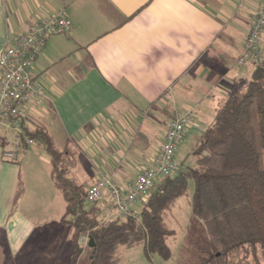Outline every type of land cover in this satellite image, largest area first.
Instances as JSON below:
<instances>
[{"label": "crops", "instance_id": "0c3cea01", "mask_svg": "<svg viewBox=\"0 0 264 264\" xmlns=\"http://www.w3.org/2000/svg\"><path fill=\"white\" fill-rule=\"evenodd\" d=\"M263 2L0 0V52L41 18L72 20V30L49 37L34 62L44 93L26 104L27 120L74 153V179L88 186L112 175L125 188L154 165L178 110H196L177 151V157L186 152L180 163L194 162L190 153L216 108L252 77L255 66H239L237 59ZM0 125L6 129L0 132V243L15 257L37 232V220L55 214L63 222L66 201L44 146L23 147L24 132ZM6 150L17 152V159H5ZM108 206L105 196L93 210L112 218ZM140 209L141 202L133 205Z\"/></svg>", "mask_w": 264, "mask_h": 264}, {"label": "trees", "instance_id": "16d2710c", "mask_svg": "<svg viewBox=\"0 0 264 264\" xmlns=\"http://www.w3.org/2000/svg\"><path fill=\"white\" fill-rule=\"evenodd\" d=\"M31 122L25 135L42 143L51 156L52 179L66 201L62 221L72 230L68 264H78L89 242L85 235L96 242L88 264H118L120 246L142 245L148 258L157 253L169 259L167 239L175 230L166 221V211L187 194L190 180L192 212L209 237L207 245L197 246V264H264V62L255 66L244 88L233 90L216 108L190 153L194 162H179L176 173L152 187L140 211L125 216L99 217L89 206L99 201L86 202L88 186L72 176L74 153L60 149L46 128Z\"/></svg>", "mask_w": 264, "mask_h": 264}, {"label": "built area", "instance_id": "2783aa9c", "mask_svg": "<svg viewBox=\"0 0 264 264\" xmlns=\"http://www.w3.org/2000/svg\"><path fill=\"white\" fill-rule=\"evenodd\" d=\"M73 28L70 18L58 14L37 20L27 31L17 34L6 43L0 52V123L9 129L24 132L30 125L27 120L26 104L43 96L44 90L38 81L34 62L43 50L49 37L67 34ZM264 2L250 19L249 32L237 59L239 66L264 62ZM196 115L194 108L174 113L154 165L144 169L134 182L121 188L112 175L101 176L86 189V202H97L107 197V203L119 215L132 212L133 205L144 202L152 187L163 177L176 173L180 168L177 157L179 143L186 128ZM28 144H39L38 140L27 138ZM3 157L16 160L17 152L6 150Z\"/></svg>", "mask_w": 264, "mask_h": 264}, {"label": "rangeland", "instance_id": "374dc122", "mask_svg": "<svg viewBox=\"0 0 264 264\" xmlns=\"http://www.w3.org/2000/svg\"><path fill=\"white\" fill-rule=\"evenodd\" d=\"M262 44L264 46V34L262 36ZM9 130L11 131L10 133L14 134V129ZM5 131L6 129L0 125V132L4 133ZM25 142H27L26 138L24 141H19L23 147L26 146ZM32 145L39 146L36 143ZM23 154L24 152L21 150L20 158ZM185 155V150H183V153L181 150L178 152L179 158ZM193 192L194 183L190 180L187 194L182 197L179 207H177L180 209L174 211L172 207L166 211L167 223L175 230V234L167 239L172 250V256L169 259H163L157 253L151 254L148 258L142 245L130 248L120 246L118 249V264H197L199 254L197 246L207 245L209 237L204 223L192 212L190 205ZM89 206L93 209L92 204ZM118 215L116 210L111 211V217ZM44 219L45 222L37 220V232L33 234L25 249L18 256L10 255L3 242L0 243V264H68L71 257L69 247L70 225L60 222L55 214ZM83 240L88 242V236L85 235ZM91 256L92 248L85 243L84 251L80 255L78 264H88Z\"/></svg>", "mask_w": 264, "mask_h": 264}, {"label": "water", "instance_id": "95a60500", "mask_svg": "<svg viewBox=\"0 0 264 264\" xmlns=\"http://www.w3.org/2000/svg\"><path fill=\"white\" fill-rule=\"evenodd\" d=\"M88 239H89L88 246L91 248H95L96 242H95L94 238L90 235V236H88Z\"/></svg>", "mask_w": 264, "mask_h": 264}]
</instances>
